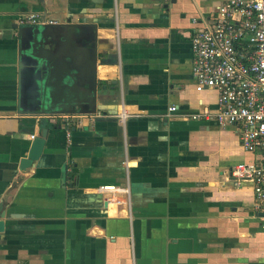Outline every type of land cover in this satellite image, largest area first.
Segmentation results:
<instances>
[{"label":"crops","instance_id":"obj_1","mask_svg":"<svg viewBox=\"0 0 264 264\" xmlns=\"http://www.w3.org/2000/svg\"><path fill=\"white\" fill-rule=\"evenodd\" d=\"M223 1L0 0V264H264V209L230 177L260 154L233 127L188 118L216 110L191 75L190 22ZM29 14L51 22L78 84L51 86L54 101L86 110L93 77L99 116L49 125L39 159L20 169L47 118L33 102L47 80L18 53Z\"/></svg>","mask_w":264,"mask_h":264},{"label":"built area","instance_id":"obj_2","mask_svg":"<svg viewBox=\"0 0 264 264\" xmlns=\"http://www.w3.org/2000/svg\"><path fill=\"white\" fill-rule=\"evenodd\" d=\"M18 22L20 26L51 24L34 14ZM190 23L191 75L197 91L215 92L216 110L210 113L203 108L188 118L212 120L221 128L233 127L243 150L260 154L256 162L233 166L230 177L250 183L255 208L264 209V0H225L202 18L201 24L196 19ZM125 117L119 113L114 119ZM100 189L117 191L114 186Z\"/></svg>","mask_w":264,"mask_h":264},{"label":"water","instance_id":"obj_3","mask_svg":"<svg viewBox=\"0 0 264 264\" xmlns=\"http://www.w3.org/2000/svg\"><path fill=\"white\" fill-rule=\"evenodd\" d=\"M36 2L40 5L42 4V0H36ZM50 25L51 24L22 26L27 27L28 29L25 30L22 41L25 42L27 32L32 33V36L30 40L25 43L26 45L19 50V57L22 61H27L30 64L32 76L34 72L35 74L37 71L39 73L42 72L47 80L44 82L43 87L42 85L40 86V92L36 93V96L33 99L34 106H36L35 112L38 113V115L47 118H42V120L39 121V125L43 124L42 126L44 128L40 129L39 134L35 138H31L25 152L26 154L19 160L18 168L20 169L29 168L32 163L39 159L44 147L46 132L48 130L47 127L49 125L58 123L55 126V129L59 130L60 126L63 125L62 121L60 122L61 117L70 116V114L74 113L82 115H90L94 113V92L92 89V87L94 88L93 77H90L89 79L91 80L89 83L91 88L88 96L85 97V102L87 101L88 107L84 111L80 110L79 106V110L74 111V105H78L81 101L65 97L61 98L59 102H55V99L49 93L51 86H64L66 84L68 87H76L78 85L74 80L66 79L71 78L72 76L67 75L66 69L60 66V60L62 57L60 43L56 42L52 35H49ZM36 81L40 84L43 82L40 81L39 78ZM83 81L87 86L88 79L83 78ZM3 217L4 213L0 204V234L4 231Z\"/></svg>","mask_w":264,"mask_h":264}]
</instances>
